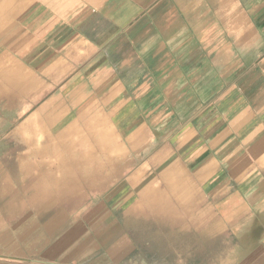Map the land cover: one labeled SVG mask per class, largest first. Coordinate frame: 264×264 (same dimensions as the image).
I'll list each match as a JSON object with an SVG mask.
<instances>
[{
  "label": "crops",
  "instance_id": "1",
  "mask_svg": "<svg viewBox=\"0 0 264 264\" xmlns=\"http://www.w3.org/2000/svg\"><path fill=\"white\" fill-rule=\"evenodd\" d=\"M13 2L12 50L29 64L13 57L62 85L46 102L98 116L99 131H116L117 116L172 131L161 144L174 150L157 157L152 184L164 214L124 218L126 233L142 228L137 242H101L106 225L67 219L85 208L68 201L80 190L56 157L0 156V264H264V0ZM91 229L100 239L90 245Z\"/></svg>",
  "mask_w": 264,
  "mask_h": 264
},
{
  "label": "rangeland",
  "instance_id": "2",
  "mask_svg": "<svg viewBox=\"0 0 264 264\" xmlns=\"http://www.w3.org/2000/svg\"><path fill=\"white\" fill-rule=\"evenodd\" d=\"M2 2L4 0H0V3ZM27 13H22L21 19L18 20L22 33L25 34L29 33L31 28ZM5 28L7 29V27ZM2 31L4 30H0V83L2 82L0 84V156L5 158L14 155L21 158L31 156L29 154L31 151L30 147L25 145L22 138L16 134L15 129L33 115H37L49 129L47 132L50 138L47 137V139H43L42 141L46 142L48 138L50 139L48 142L51 147L50 150H54L55 152L60 151L64 146L60 144L61 140L68 136L69 145L73 149L92 151L102 166V179H97L94 186L87 185L88 182H85L80 174L79 176L78 173L72 174L70 189L80 190V193L76 196L67 197L68 201L76 199L75 201H71L70 204H76L79 207L83 205L85 210L70 211L67 213V219L70 221L83 220L89 227L95 225L94 222L96 221H100L102 225H106L103 228L105 230L101 235V242H106L114 236L118 240L127 237L134 242L139 241L140 238L145 236L141 232L142 228L134 227L126 233V229L122 227L126 221L124 218L126 215L136 217L134 219L129 217L130 220L126 222L140 225L147 224V222H157L159 217H161L160 215L164 214L163 210H160L163 204L161 202L162 195L160 189L157 186L153 187L152 184L156 183L159 170L162 172L163 164L158 167L157 157L164 154L167 156L168 153L171 156L173 155L174 148H163L161 143H164V140H168L171 145L174 133L172 131H159L152 124H148L149 131H147L141 120L140 128L133 122L126 124L125 122L128 121L125 120L126 116L110 117L111 121L115 120L119 124L116 131H99L95 126H92L93 120L98 118V116L84 114L79 115L75 119L74 115H60L62 100H48L46 102V96L50 95V91L54 87L62 85H53L51 89V84L46 83L47 79L44 74L46 69L44 67L31 68L25 66L26 63L29 64L27 58L28 51L20 53L18 50H12L15 45L14 40L16 39L13 38L9 41L10 38L4 36L6 33ZM3 38H5L4 41H2ZM13 52L17 56L20 55L18 59H23L25 64L23 62L20 63L19 60L14 58ZM3 79L4 82L2 81ZM5 80H10L11 82H6ZM76 102L70 100V104L74 105ZM56 110L59 112H56ZM73 119L75 120L72 121ZM66 120L72 122H67ZM62 122H67L68 125L63 131H58V125L62 124ZM51 132H54L55 135ZM106 142H110V144L115 143V146H112V144L111 146H104ZM164 165L169 166L171 164L166 163ZM10 177L13 178L12 175ZM28 178L30 177L25 176V182L23 181L21 184L22 189L27 185L26 180ZM147 186L150 187L146 189ZM144 195L147 196L149 202L144 201ZM144 217L146 220H141L145 219ZM115 220L117 222L115 229L114 227H107L109 222H112L111 225L114 226L113 222ZM94 232L91 229L90 233L86 236V241L90 245L100 239V235ZM113 232L115 233L113 234Z\"/></svg>",
  "mask_w": 264,
  "mask_h": 264
},
{
  "label": "bare ground",
  "instance_id": "3",
  "mask_svg": "<svg viewBox=\"0 0 264 264\" xmlns=\"http://www.w3.org/2000/svg\"><path fill=\"white\" fill-rule=\"evenodd\" d=\"M22 5V4H21ZM18 8L19 5L13 2V0H4V2L0 3V30L3 33H6L4 36L10 38L9 41H11L13 38H15L14 33V20L15 17H18ZM18 14V15H17ZM20 19V18H19ZM16 21V20H15ZM7 27V29L5 28ZM5 38L2 39L4 41ZM7 40V39H6ZM10 63V62H9ZM15 64V63H14ZM13 64V65H14ZM7 67V65H5ZM4 67V66H3ZM18 67V66H17ZM16 67V68H17ZM14 68V67H12ZM5 69V68H4ZM1 70V69H0ZM25 70V69H24ZM28 70V69H27ZM9 71V70H8ZM7 73V72H6ZM11 74V73H10ZM9 74V75H10ZM4 75V74H3ZM12 75V74H11ZM1 79V78H0ZM33 82V81H32ZM2 83V82H1ZM0 83V84H1ZM41 83V82H40ZM8 84V83H7ZM39 85V84H38ZM42 85V84H41ZM2 96V95H1ZM16 97V96H15ZM6 99V98H5ZM9 99V98H8ZM7 99V100H8ZM54 111V110H53ZM56 114V113H55ZM41 115V114H40ZM61 115V114H60ZM57 116V115H56ZM60 118V117H58ZM41 120L37 115H33L29 119H27L21 126L17 127L15 129V132L17 135H19L22 138V141H24L25 145L30 147L31 151L29 154H31L32 157L36 158H43L45 156H52L56 157L64 166L63 173L68 178L71 176L72 173H78L81 175L82 179L85 182H88L87 185L94 186L97 179H102V173H101V163L99 160H97L96 156L93 155L92 151H84L82 149L75 150L73 149L68 142L69 137L66 136L63 140H61L60 144L64 145L60 151H54L50 150L51 147L49 145V138L50 135L48 134V128L44 125V121ZM53 121V120H52ZM55 128V127H54ZM51 129V128H50ZM74 129V128H73ZM63 131V130H62ZM72 131V130H70ZM54 134V132H51ZM65 133V132H64ZM67 133V132H66ZM99 133V132H98ZM58 134V133H57ZM56 134V135H57ZM78 134V132H77ZM89 134V133H88ZM40 135V136H39ZM55 135V134H54ZM66 135V134H65ZM106 135V134H105ZM39 136V137H38ZM74 136V135H73ZM17 137V136H16ZM46 142H43V139H47ZM57 137V136H55ZM93 137V135H92ZM91 137V138H92ZM95 137V136H94ZM123 137V136H122ZM54 138V137H53ZM63 138V137H62ZM80 138V137H79ZM136 138V137H135ZM74 139V138H73ZM111 139V138H110ZM133 140V139H132ZM131 140V141H132ZM57 141V140H56ZM87 141V140H86ZM51 142V141H50ZM55 142V141H54ZM58 142V141H57ZM90 142V141H89ZM52 143V142H51ZM50 143V144H51ZM55 144V143H54ZM90 145V144H88ZM54 146V145H53ZM52 146V148H53ZM86 147V146H85ZM56 148V147H55ZM59 148V147H58ZM79 148V147H78ZM57 149V148H56ZM77 149V148H76ZM87 152V153H86ZM96 152V151H94ZM127 152V151H126ZM97 153V152H96ZM95 153V154H96ZM100 154V153H99ZM107 154V153H106ZM124 154V153H123ZM98 155V154H97ZM121 155V154H120ZM50 160V159H49ZM102 160V159H101ZM117 160V159H116ZM109 161V160H108ZM114 161V160H113ZM30 162V161H29ZM27 162V163H29ZM54 162V160L52 161ZM57 162V161H56ZM59 162V163H60ZM33 165V164H32ZM31 166V164H30ZM60 166V165H59ZM35 167V166H34ZM55 167V166H54ZM104 169V168H103ZM61 170V169H60ZM32 172V171H31ZM28 174V173H27ZM41 175V174H40ZM39 177V176H38ZM36 178V177H34ZM41 179V176H40ZM39 179V180H40ZM80 180V179H79ZM41 181V180H40ZM70 181V180H69ZM45 183V182H44ZM79 183V182H78ZM55 184V183H54ZM52 184V186H54ZM68 184V183H67ZM70 184V183H69ZM97 184V183H96ZM43 186V184H42ZM49 186V185H48ZM51 186V187H52ZM38 187V186H37ZM40 187V186H39ZM78 187V186H77ZM76 187V188H77ZM45 188V187H44ZM53 188V187H52ZM64 189V188H63ZM68 189V188H67ZM44 190V189H42ZM71 190V189H70ZM76 190V189H75ZM69 191V190H68ZM35 193V192H34ZM73 195V194H72ZM147 195V194H146ZM144 195V201L149 202L147 199V196ZM71 197V196H70ZM72 199V198H71ZM143 199V198H142ZM153 199V198H152ZM151 199V200H152ZM156 201V200H155ZM154 201V202H155ZM142 202V201H141ZM160 202V201H159ZM140 203V202H139ZM131 205V204H130ZM134 206V205H133ZM158 206V205H157ZM152 210V208H151ZM154 210V209H153ZM132 219L136 217H130ZM138 218V217H137ZM145 218V217H144ZM126 219V217H125ZM146 219V218H145ZM142 220V219H141Z\"/></svg>",
  "mask_w": 264,
  "mask_h": 264
}]
</instances>
